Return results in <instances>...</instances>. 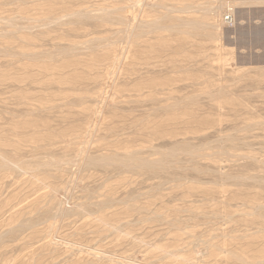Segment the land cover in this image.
Instances as JSON below:
<instances>
[{"label":"rangeland","instance_id":"obj_1","mask_svg":"<svg viewBox=\"0 0 264 264\" xmlns=\"http://www.w3.org/2000/svg\"><path fill=\"white\" fill-rule=\"evenodd\" d=\"M0 264H264V0H0Z\"/></svg>","mask_w":264,"mask_h":264},{"label":"built area","instance_id":"obj_2","mask_svg":"<svg viewBox=\"0 0 264 264\" xmlns=\"http://www.w3.org/2000/svg\"><path fill=\"white\" fill-rule=\"evenodd\" d=\"M231 16L230 15H227L226 17H225V20H228V23L229 24H232L233 23V20H231Z\"/></svg>","mask_w":264,"mask_h":264},{"label":"bare ground","instance_id":"obj_3","mask_svg":"<svg viewBox=\"0 0 264 264\" xmlns=\"http://www.w3.org/2000/svg\"><path fill=\"white\" fill-rule=\"evenodd\" d=\"M139 6V5H138ZM133 9V8H132ZM110 12V11H109ZM132 15V14H131ZM226 22H228V20H226ZM123 61V60H122ZM104 95V94H103ZM88 99V98H87Z\"/></svg>","mask_w":264,"mask_h":264}]
</instances>
